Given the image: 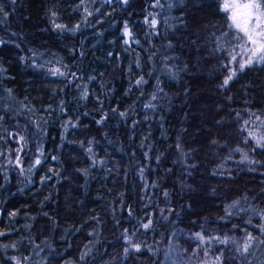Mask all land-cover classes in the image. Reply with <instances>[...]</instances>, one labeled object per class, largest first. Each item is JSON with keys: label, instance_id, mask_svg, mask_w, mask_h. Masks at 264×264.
<instances>
[{"label": "trees", "instance_id": "obj_1", "mask_svg": "<svg viewBox=\"0 0 264 264\" xmlns=\"http://www.w3.org/2000/svg\"><path fill=\"white\" fill-rule=\"evenodd\" d=\"M242 41L223 0H0V264H264Z\"/></svg>", "mask_w": 264, "mask_h": 264}, {"label": "snow or ice", "instance_id": "obj_2", "mask_svg": "<svg viewBox=\"0 0 264 264\" xmlns=\"http://www.w3.org/2000/svg\"><path fill=\"white\" fill-rule=\"evenodd\" d=\"M230 7L229 5H225V8ZM237 9H243L244 11L240 13L243 19V23H241L237 19V14L234 13L232 16L233 23L235 27L240 29L245 36L247 37V41H249L254 47L250 50L252 52V56H250L243 63L239 64V68L242 70L246 64L253 63V57L256 56L258 52H264V11L261 10V5L256 2V0H250L249 3L243 5H235ZM255 21V23L250 27V22ZM155 23V21H153ZM127 31V29H126ZM235 60V57H233ZM260 59L264 60V56H261ZM235 75V70L225 79L224 84L227 85L229 80L233 78ZM39 163V160H37ZM147 227V225H145ZM247 250V249H245Z\"/></svg>", "mask_w": 264, "mask_h": 264}, {"label": "rangeland", "instance_id": "obj_3", "mask_svg": "<svg viewBox=\"0 0 264 264\" xmlns=\"http://www.w3.org/2000/svg\"><path fill=\"white\" fill-rule=\"evenodd\" d=\"M250 0H223V5H224V9L227 10V12L229 13V16L231 18V25L234 29H237L238 31H240L243 35V41H242V46H240L241 52L243 53V55L245 56L246 59H248L250 56H252V52L250 51L254 46L247 41V37L245 36V34L238 29L237 27H235V24L233 23L232 20V16L234 13L237 14V19L243 23V19L242 16L240 15V13H242L244 10L241 9H237L236 7H234L235 5H243L246 3H249ZM256 2H258L260 5V0H256ZM229 5L230 7L225 8V5ZM261 10L264 11L262 5H261ZM255 23V21L253 20L252 22H250V27ZM261 56H264V52H258L256 53V56L253 57V62H257L260 61L262 59H260ZM169 264H186L184 263V261H181L179 258H177V253H175V249H171L170 251V261ZM189 264V263H187ZM199 264H218L216 261L214 260H206L205 262H201Z\"/></svg>", "mask_w": 264, "mask_h": 264}, {"label": "water", "instance_id": "obj_4", "mask_svg": "<svg viewBox=\"0 0 264 264\" xmlns=\"http://www.w3.org/2000/svg\"><path fill=\"white\" fill-rule=\"evenodd\" d=\"M1 217H2V211H1V209H0V220H1Z\"/></svg>", "mask_w": 264, "mask_h": 264}]
</instances>
